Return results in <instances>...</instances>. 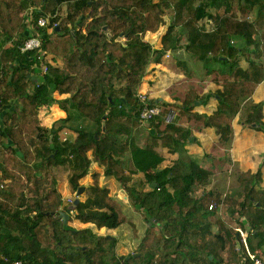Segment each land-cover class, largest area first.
Segmentation results:
<instances>
[{
	"label": "trees",
	"instance_id": "1",
	"mask_svg": "<svg viewBox=\"0 0 264 264\" xmlns=\"http://www.w3.org/2000/svg\"><path fill=\"white\" fill-rule=\"evenodd\" d=\"M63 4L67 15L55 25L54 39L50 26L30 27ZM170 12L162 46L155 49L144 35L158 31ZM35 34L43 38L44 54L62 59V65L48 64V72L39 76L33 75L40 63L36 51H21ZM182 47L222 87L216 90L217 110L194 116L214 126L229 147L233 119L264 80V0H0V264H117L120 259L126 264H252L238 225L248 234L249 249L264 251L261 168L235 172L241 197L228 194L225 186L209 189L213 171L194 160L177 159L156 171L164 159L159 140L177 149L181 138L189 139L174 121L167 122L172 111L151 120L154 133L144 126L146 144L138 142L137 91L147 66ZM118 80L125 84L117 86ZM55 91L69 95L59 100L67 116L48 128L39 110L57 101ZM70 121L77 123L71 125L77 137L60 140L59 130ZM242 122L264 130L263 104L249 105ZM92 160L124 185L135 208L152 222L137 256L117 255L115 237L76 229L59 216L67 211L71 221L74 216L109 228L127 221L109 190L99 185L97 172L74 215L64 207L54 167H67L76 191ZM139 172L148 189L127 184ZM225 218L236 225L228 226Z\"/></svg>",
	"mask_w": 264,
	"mask_h": 264
},
{
	"label": "crops",
	"instance_id": "2",
	"mask_svg": "<svg viewBox=\"0 0 264 264\" xmlns=\"http://www.w3.org/2000/svg\"><path fill=\"white\" fill-rule=\"evenodd\" d=\"M53 15L59 17L61 14L57 11ZM161 46V44H157L153 47L159 49ZM47 54L42 61L39 60L40 63L33 67L38 68L40 66L42 72V66L50 64ZM56 58L55 65H62V59ZM34 74H37L35 70ZM37 76L39 75L37 74ZM34 78L36 79V77ZM115 83L119 86L125 84V80H118ZM219 88L221 86L214 81V75L206 73V65L190 56L184 47L177 51L168 50L159 61L153 59L148 64L138 93H147L154 103L162 106L161 116L168 114L167 111H172V115H167V122L174 121L185 132L184 134L189 136L188 140L181 138V145L177 149L163 146L159 140L157 149L163 154L164 159L155 167V170L160 171L171 166L177 159L188 162L194 160L213 171L209 189H215L223 188L227 182H230V179H234L235 172L256 171L261 168L262 185H264V130L245 125L242 122L243 117L239 113L232 121L233 136L228 147L214 126H206L204 119L194 116L196 113L210 115L217 110L219 98L216 95V90ZM53 95L57 101L51 105H44L39 110L40 119L48 128L58 127L62 123L60 120L67 116V111L61 106L59 100L65 99L69 95L57 91ZM192 99L194 102H191ZM248 100L249 105L252 103L263 104L264 120V80L257 86ZM65 104L70 107V102L65 101ZM71 125H77V123L70 121L59 130L60 140L73 141L77 137L78 132ZM84 125H89V121H86ZM144 126L145 124L142 122L139 127L138 142L140 145L146 144ZM165 127L166 124L163 122L159 125L161 130H164ZM178 136L179 134H175L174 137L177 138ZM88 156L93 158L91 150L88 152ZM60 166L62 167V165ZM95 172L100 174L99 185L109 190V196L120 205L127 221L116 228H109L106 226L98 227L92 222H82L72 216V221L69 220L68 223L76 229L89 227L97 234L115 237L117 255L128 256L136 251L147 225H151V223L135 208L124 185L115 176L104 173L103 165L97 161H91L89 170L79 179L80 187H82L80 193H77L80 187L76 191L71 190V186L68 184L69 180L60 179L58 181V189L64 197V207L67 208L74 203V200L70 199L71 196H74L75 199L78 198L76 207L79 203L86 201V190L93 184L92 174ZM127 184L148 189L144 174L141 172L132 174ZM122 190L125 191L126 196L121 193ZM76 207L71 213L76 211Z\"/></svg>",
	"mask_w": 264,
	"mask_h": 264
},
{
	"label": "built area",
	"instance_id": "3",
	"mask_svg": "<svg viewBox=\"0 0 264 264\" xmlns=\"http://www.w3.org/2000/svg\"><path fill=\"white\" fill-rule=\"evenodd\" d=\"M32 11V9H31ZM52 17H55L54 15L51 14H45V15H41L39 17V19L37 20V23L35 25H31L30 27H36V28H45V27H49V28H54L55 25H57L58 23L55 22L56 24H54L53 26H51V19ZM28 20H30V17L27 18ZM36 51L37 52V60H43V58L45 57L46 54H44L43 51V38L40 34H35L31 37H29L28 39L25 40L24 44L21 46V51L22 52H27V51ZM48 70V66L47 65H43L42 66V72L46 73ZM138 100H139V108H138V112H139V118L141 119L142 122H145L147 120L151 121L155 118H157L159 115L162 114L163 112V107L160 106L157 103H154L149 95L145 92H139L138 95ZM2 108V101L0 99V110ZM213 205H210V208H212ZM236 230L239 232V234L241 235L243 242L246 246L247 252L249 257L252 260V264H264V251L262 253H254L252 252L249 247H248V243H247V232L240 226L238 225L236 227ZM11 264H24L23 261L21 260H16L11 262ZM117 264H126L125 260L120 259Z\"/></svg>",
	"mask_w": 264,
	"mask_h": 264
},
{
	"label": "rangeland",
	"instance_id": "4",
	"mask_svg": "<svg viewBox=\"0 0 264 264\" xmlns=\"http://www.w3.org/2000/svg\"><path fill=\"white\" fill-rule=\"evenodd\" d=\"M41 8V7H40ZM67 11H68V6H66V4H63L62 6H60V8L58 9V12L61 14L59 17H57L56 21L57 23H61L62 19L64 17H66L67 15ZM255 16V13L253 12L252 15H251V18H254ZM28 18V17H27ZM173 18V13L170 12L168 13L166 16H165V20H166V23L164 25H162L158 31L156 32H150L148 31L145 35H144V39L148 42H150L153 46H156L157 44L158 45H162V40H161V37L164 35V33L167 31V27L168 25L170 24L171 20ZM75 23L72 22L71 23V26H74ZM48 30H50V35L53 36V39L55 37L54 35V28H48ZM235 43H237V41H235ZM47 56L49 57V60H50V64H54L55 65V58L56 56L53 54V53H50L48 52ZM57 59V58H56ZM241 61V64L244 63L245 59L241 58L240 59ZM38 75H42L43 73L41 72V67L38 66L37 70L35 71ZM221 86V85H220ZM222 88V87H221ZM137 94H138V91H137ZM249 107V100L245 101L244 103H242V106H241V111H240V115L242 117H244L246 115V111ZM90 152V151H89ZM54 171H55V176L58 177L57 179V184H58V181L61 179H65L64 181L66 180H69V170L67 169L66 166H57V167H54ZM69 182V181H68ZM70 184V183H68ZM58 187V186H57ZM225 191L227 190L228 194L232 193V194H237L239 195L240 197L242 196L243 194V189L242 187L236 182V180L234 179H230V182L226 183L225 184ZM74 215V212L72 213ZM226 219V218H225ZM227 220V219H226ZM227 225L230 226V225H233L235 226L236 225V221L234 219H231V218H228L227 220Z\"/></svg>",
	"mask_w": 264,
	"mask_h": 264
},
{
	"label": "water",
	"instance_id": "5",
	"mask_svg": "<svg viewBox=\"0 0 264 264\" xmlns=\"http://www.w3.org/2000/svg\"><path fill=\"white\" fill-rule=\"evenodd\" d=\"M106 28H107V27L104 26V29H106ZM58 29H59V27H56V30H58ZM109 36L111 37L112 35L109 34ZM117 40H118V41H121V40L123 41L124 39L122 38V36H118V37H117ZM106 117H107V114H105V115L103 116L104 119H105ZM144 124H145V127L150 128L151 131H152L153 133L155 132V129H154L153 127H151V121L147 120V121L144 122ZM103 130H104V131L106 130V126H105L104 123H103ZM153 185H156V184L153 183ZM81 190H82V187H80V189H79V191H78L77 193H80ZM121 193H122L123 195L126 196V193H125L124 190H122ZM70 199H71V200H74V203H73L72 205L69 206V209H70V210H73V209H75L76 204L78 203V198L75 199L74 196H71ZM59 216L62 217V218L64 219V222H65V223H68V221H69V213H68L67 211H62V212H60ZM150 223L152 224V222H150ZM138 254H139V253H135L134 256H137ZM128 258H129V257H128Z\"/></svg>",
	"mask_w": 264,
	"mask_h": 264
}]
</instances>
